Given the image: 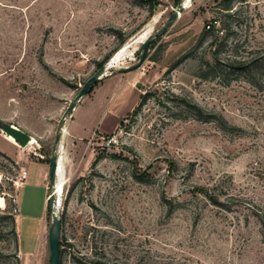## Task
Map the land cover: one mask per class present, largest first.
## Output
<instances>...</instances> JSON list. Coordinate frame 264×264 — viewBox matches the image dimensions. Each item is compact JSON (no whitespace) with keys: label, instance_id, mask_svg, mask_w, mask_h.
Masks as SVG:
<instances>
[{"label":"rangeland","instance_id":"obj_1","mask_svg":"<svg viewBox=\"0 0 264 264\" xmlns=\"http://www.w3.org/2000/svg\"><path fill=\"white\" fill-rule=\"evenodd\" d=\"M223 1L182 0L139 67L136 114L121 117L133 91L100 80L63 120L60 264H264V0ZM176 2L0 0V264H48L61 118L98 64L136 63Z\"/></svg>","mask_w":264,"mask_h":264},{"label":"water","instance_id":"obj_2","mask_svg":"<svg viewBox=\"0 0 264 264\" xmlns=\"http://www.w3.org/2000/svg\"><path fill=\"white\" fill-rule=\"evenodd\" d=\"M184 10V5L182 3V0H177L175 8L172 10L169 18L167 21L158 29L155 33L149 35L140 45L138 48V60L136 63L132 64L129 67L121 68L120 72L125 71H132L135 69H138L142 63L145 61L144 59V52L146 51L148 45L150 42L156 38L157 36H160L165 33V31L172 26V24L175 22V20L179 17L180 13ZM107 75L106 73V67L101 66L89 79H87L84 84L79 89L76 96L73 98V100L69 103L68 107L66 108L62 118L61 122L59 123L55 138H54V145L52 147V153L49 158V205L48 210L49 214L51 216V223L48 228V251H49V262L48 264H59L60 260V245H59V239H60V223L59 219L57 218L56 214L52 211L51 202L53 200L52 195V188L55 185L56 181V175H57V146L61 139V132H62V123L63 120H65L66 116H68L75 108L79 100L84 97L89 89L96 84L98 81H100L102 78H104Z\"/></svg>","mask_w":264,"mask_h":264},{"label":"crops","instance_id":"obj_3","mask_svg":"<svg viewBox=\"0 0 264 264\" xmlns=\"http://www.w3.org/2000/svg\"><path fill=\"white\" fill-rule=\"evenodd\" d=\"M124 68H126V67H124ZM120 69L121 68L114 69L113 72H108L107 75L104 78H102L101 80H109V81H114V80L116 81L117 80L118 81V82L116 81L117 82L116 83L117 93H119L120 91H124V90H128L129 92L133 91V96H132L133 102L131 103L128 110L121 116V117H124L125 114L132 111L137 106V104L139 103L141 91L136 90L135 88H138V89L141 88V86L139 85L138 82L140 80L141 75L143 74L141 71L143 68H138V69H135L132 71H125V72H120ZM82 98L79 101H81ZM76 106H75V108H76ZM82 115L84 116L85 113ZM69 120H71V121L73 120V118H71V114H70ZM69 120L67 122V127H66L67 133L73 138H76L79 140L83 139L84 135H83L82 129H80L78 126L71 127V123H70L71 121H69ZM115 128H116V126H113V128H111L109 130H104L103 134H111L115 130ZM38 174L39 175L41 174V181H43V179H42L43 178V172L40 173L38 171Z\"/></svg>","mask_w":264,"mask_h":264},{"label":"trees","instance_id":"obj_4","mask_svg":"<svg viewBox=\"0 0 264 264\" xmlns=\"http://www.w3.org/2000/svg\"><path fill=\"white\" fill-rule=\"evenodd\" d=\"M231 3H232V0H224L222 3H220V10L222 12H226L228 10L231 9ZM151 14H153V9H151ZM224 14H227V13H224ZM223 17H227V15H223ZM216 22V21H215ZM223 22H224V19H223ZM211 29L208 30V31H203L202 34H201V37L200 39L202 40L207 34L209 33H214V26L210 27ZM226 39V36H224L222 38V40L224 41ZM215 40L211 42V45L214 44ZM153 40L150 42V44L148 45L146 51L144 52V59H148L150 61H153L155 62L156 61V57L153 56V55H149L148 54V50H150V48L153 46ZM102 63L98 64L99 67H101ZM91 90V88L89 89V91ZM88 91V92H89ZM147 96H148V93H145L143 95H141L140 97V100H139V103L137 104V106L131 111V114L134 115L136 114L139 110H140V107L142 106V104L145 102V100L147 99ZM121 125V124H120ZM61 247V245H60ZM62 251L60 250V253ZM59 264H60V260H59ZM94 264H99V263H94Z\"/></svg>","mask_w":264,"mask_h":264},{"label":"built area","instance_id":"obj_5","mask_svg":"<svg viewBox=\"0 0 264 264\" xmlns=\"http://www.w3.org/2000/svg\"><path fill=\"white\" fill-rule=\"evenodd\" d=\"M214 23H215V21H214ZM213 25H211L210 23L209 24H207L206 25V28H207V30H210L211 28L210 27H212ZM104 141V140H103ZM105 142V141H104ZM116 143V138H115V136H111V137H109V138H107V140H106V142H105V146L106 147H109V146H112V145H114ZM27 178V173L25 172V171H21V173L17 176V179L19 180V181H23V180H25Z\"/></svg>","mask_w":264,"mask_h":264},{"label":"bare ground","instance_id":"obj_6","mask_svg":"<svg viewBox=\"0 0 264 264\" xmlns=\"http://www.w3.org/2000/svg\"><path fill=\"white\" fill-rule=\"evenodd\" d=\"M106 72H107V68H106ZM64 133H66L65 129H62ZM54 188V187H53ZM53 188H52V195L54 197V191H53ZM5 206V202L3 200V198H0V207H4Z\"/></svg>","mask_w":264,"mask_h":264},{"label":"flooded vegetation","instance_id":"obj_7","mask_svg":"<svg viewBox=\"0 0 264 264\" xmlns=\"http://www.w3.org/2000/svg\"><path fill=\"white\" fill-rule=\"evenodd\" d=\"M54 194H55V192H54ZM56 213H58V212H57V209H56Z\"/></svg>","mask_w":264,"mask_h":264}]
</instances>
